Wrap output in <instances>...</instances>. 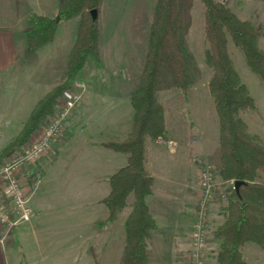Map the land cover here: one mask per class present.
<instances>
[{
  "label": "rangeland",
  "instance_id": "1",
  "mask_svg": "<svg viewBox=\"0 0 264 264\" xmlns=\"http://www.w3.org/2000/svg\"><path fill=\"white\" fill-rule=\"evenodd\" d=\"M219 1L238 17L260 27L259 46L264 50V0ZM155 3L156 0H101L96 17L99 61L95 63L91 57L87 59L74 80L79 83V88L73 83L67 92H77L80 96L67 124L61 125L60 134L50 142L43 155L21 168L18 177L33 215L28 221L64 224L68 227L67 239H82V245L78 246L77 242L73 248L76 251L81 249L86 256L91 247L97 255L103 251L113 256L121 255L124 243L122 224L129 208H123L112 222L105 223L106 211L100 200L108 191L107 177L125 163V155L110 151L101 143L119 141L129 130L132 109L126 95L138 85L147 51L148 26L155 17ZM56 6V0H19L17 7L19 15L25 16L39 10L50 13ZM202 13L203 8L198 0H180L177 14L181 25L180 47L186 59L190 86L185 93L176 91L172 87L168 68H163L155 95L164 106L166 139L148 144L146 166L155 184L154 197L148 196L146 203L152 209H157L162 221L159 230L151 231L150 235L158 231L164 237L166 233L167 238H175L188 250L192 247L191 226L200 211L199 169L205 164L211 165L213 197L201 210L206 223L207 241L202 262L215 264L218 243L213 239L212 231L224 218L228 183L218 175L216 117L207 89L210 70L204 63L206 46L202 38ZM72 18L76 19L77 15ZM72 20H59L56 42H59V47L62 46V54L68 46ZM228 50L241 82L246 85L256 107L255 110L242 112L241 118L264 143V83L247 70L242 55L233 47L230 39ZM41 54H38L40 66L43 65ZM26 60V56L21 57L20 65ZM59 62L58 54L50 61L54 66H58ZM42 68H39L42 72L39 74L40 84L29 90L27 99L20 96L17 109L0 107L3 129L0 134V155L17 137L30 109L51 85V80L47 82V70ZM122 70H125V77ZM59 75L63 78L62 68ZM122 79L126 80L124 83L127 86H123ZM28 139L22 143L16 141L10 148L19 150ZM180 212L189 216L188 230L185 229L187 233H183V236L177 231L176 235L169 224L170 218ZM180 221L184 223L186 220ZM80 224L83 225V232L78 237L74 227ZM9 230L4 229V235ZM92 233L96 235L93 239L89 237ZM69 246L68 250L71 244ZM241 250L249 264H264V248L246 243Z\"/></svg>",
  "mask_w": 264,
  "mask_h": 264
},
{
  "label": "trees",
  "instance_id": "2",
  "mask_svg": "<svg viewBox=\"0 0 264 264\" xmlns=\"http://www.w3.org/2000/svg\"><path fill=\"white\" fill-rule=\"evenodd\" d=\"M198 1L203 8L204 63L210 70L207 89L216 117L218 175L228 183L224 218L212 231L218 243L215 264H249L241 252L242 246L253 243L264 248V143L241 118L242 112L256 107L233 65L228 39L242 55L247 70L264 83V50L259 46L261 31L259 26L238 17L219 0ZM56 2L59 20L77 15L64 78L35 102L19 134L0 156L5 157L14 150L10 146L16 141L24 142L56 110L60 100L69 95L71 84L89 57L95 63L99 61L96 17L101 0ZM179 4L180 0H156L138 85L128 97L132 109L129 130L119 141L101 143L102 147L125 155V163L107 177L108 191L100 200L106 211L105 223L112 222L123 208H129L122 224L124 243L119 264H149L145 239L155 230L156 224L146 203L153 189L146 152L149 142L166 139L164 106L155 90L160 85L164 67L168 68L176 91L185 93L190 86L186 59L180 47ZM92 10L96 13L94 19ZM56 24L54 17L27 15L23 27L25 53L49 43ZM235 181L240 182L237 191ZM90 254L94 258L93 251ZM191 260L190 264H196L192 257Z\"/></svg>",
  "mask_w": 264,
  "mask_h": 264
},
{
  "label": "crops",
  "instance_id": "3",
  "mask_svg": "<svg viewBox=\"0 0 264 264\" xmlns=\"http://www.w3.org/2000/svg\"><path fill=\"white\" fill-rule=\"evenodd\" d=\"M18 1L19 0H0V107L2 106V108L6 110H12V108L17 109L20 96H25V99H27L26 96L29 93V90L33 88V86L35 88L37 84H40L39 74L42 72L39 68H42L43 65L42 70L46 69V73L49 75L47 82L49 80L52 81L47 91L62 82L64 75L62 78L59 74L61 72V68L65 72L66 53L74 41L77 26V18H69L74 19L72 20L74 28H72L71 21L68 46L63 49V54L60 49L62 46L60 45L59 47V42H56V33L58 26L60 25L59 20L57 21L58 23L56 24L54 34L50 42L40 48H37L31 53L26 54L24 51L25 39L23 35L25 17L29 14L54 17L57 15V6L54 7L50 13L41 12L39 10L38 12L31 11V13H26L25 16H20V12L17 7ZM42 49L44 50L42 51ZM38 52L41 54V58L43 59L42 66L39 64L40 57H38ZM56 54H58V58H60L58 66H54L50 63L51 59L56 57ZM24 56H26V59L28 60H26L24 64L20 65L19 59ZM61 58H63V62H61ZM46 63H49V66L46 65ZM57 67L58 70L56 71ZM124 71L125 70H122V75L125 77ZM44 74L45 73H43V75ZM125 81V79H122V83ZM74 84L79 88V83L74 82ZM123 86H127V84L124 83ZM129 92L131 93V90L128 91L126 95L127 98L129 97ZM71 110L64 119L62 123L63 126L67 124L69 116L73 113ZM2 132L3 129L1 128L0 123V134ZM160 142L161 141H156L154 143ZM154 184L153 180V185ZM185 189L187 190V187ZM182 193L183 192H181L180 196ZM151 196L154 197L153 189ZM148 207L155 219V230H159L162 222L159 220L160 214H158L159 212H157V209H152L150 205H148ZM188 218L189 216H185V214H181V212L176 217H171L169 222L171 225L170 229L175 232H180L179 235L183 236V233L188 230L186 229L189 221ZM180 219L186 221L183 223ZM74 228L75 231H78L76 236L81 237L83 225L80 224ZM4 229V226H0V264H94L95 261L97 264H119L120 256L106 254V251L97 255L91 247L87 256L82 254L81 249L80 251L79 249L76 251V249L73 248L74 245L78 242V246H81L83 241L81 238L80 240L67 239L66 232L68 231V227L64 224H37L35 222L30 223L29 221L20 222L12 226L7 235H4ZM89 237L93 239L96 235L92 233ZM70 244L71 249L68 250ZM145 247L148 254L149 264H189V262H192V256H190L191 248L188 250L185 249L183 244H180V242L175 238H167L166 233L164 237L161 234H158V231L149 235L145 239ZM90 251H93L95 254L94 258L90 254ZM201 256L205 259L204 255Z\"/></svg>",
  "mask_w": 264,
  "mask_h": 264
},
{
  "label": "built area",
  "instance_id": "4",
  "mask_svg": "<svg viewBox=\"0 0 264 264\" xmlns=\"http://www.w3.org/2000/svg\"><path fill=\"white\" fill-rule=\"evenodd\" d=\"M77 92L63 97L56 110L50 114L29 137L23 148L14 150L0 160V226L9 230L20 222L28 221L32 216L26 191L19 182V174L24 165L32 164L45 153L50 142L60 134L61 125L70 110L78 103ZM211 169L209 164L199 169L200 189L198 218H195L190 232L191 256L196 264H202L201 255L207 246L202 208L213 197L211 190ZM10 214L13 216L10 218ZM203 218V219H202Z\"/></svg>",
  "mask_w": 264,
  "mask_h": 264
},
{
  "label": "water",
  "instance_id": "5",
  "mask_svg": "<svg viewBox=\"0 0 264 264\" xmlns=\"http://www.w3.org/2000/svg\"><path fill=\"white\" fill-rule=\"evenodd\" d=\"M91 14H92V18L94 19L95 18V15H96L95 10H92L91 11ZM55 19L58 20L59 19V16L56 15ZM239 183H240L239 181H235L234 182V189H235V191H237V187H238Z\"/></svg>",
  "mask_w": 264,
  "mask_h": 264
}]
</instances>
